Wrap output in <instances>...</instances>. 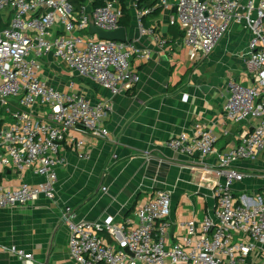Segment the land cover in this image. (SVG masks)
Segmentation results:
<instances>
[{"label":"built area","instance_id":"built-area-1","mask_svg":"<svg viewBox=\"0 0 264 264\" xmlns=\"http://www.w3.org/2000/svg\"><path fill=\"white\" fill-rule=\"evenodd\" d=\"M98 1L80 5L75 0H0V12L12 15L9 24L0 27V111L4 108L12 118L0 127V172L31 170L44 177L37 184L22 182L15 187L0 180V208L22 206L41 195L54 199L57 168L65 162L59 156L62 142L82 150L85 142L74 132L96 139L110 134L105 120L111 103L94 104L84 95L48 84L41 76L45 57L53 55L70 71L101 84L113 95L140 80L131 61L147 58L148 50L129 39H101L89 32L92 25L106 31L121 26V4L103 0V6H95ZM134 7L140 32L153 34L143 19L155 7L139 9L136 3ZM235 22L252 33L247 66L255 85L229 80L224 114L236 123H249L251 130L225 151L216 149L218 135L200 121L168 141L175 151L190 157L199 154L202 171L213 175L217 200L213 213L200 222H183L182 233H176L173 241L171 193L166 189H156L138 207L135 219L122 222L113 217L76 222L67 207L63 219L70 232L69 253L77 264H264V186L256 194L240 193L234 187L255 177L264 180V0H177L170 19L171 25L184 31L185 44L204 57ZM209 155H216L215 164L204 161ZM258 158L263 162L261 169L238 166ZM0 248L20 260L34 261L32 253L16 245Z\"/></svg>","mask_w":264,"mask_h":264},{"label":"crops","instance_id":"crops-1","mask_svg":"<svg viewBox=\"0 0 264 264\" xmlns=\"http://www.w3.org/2000/svg\"><path fill=\"white\" fill-rule=\"evenodd\" d=\"M176 1L160 0L157 7H162L161 13L143 19L144 25L154 30L150 34L140 32L135 2L127 0L133 16L130 27H125L127 39L148 50L149 55L132 59L131 67L140 80L123 93L113 95L101 84L70 71L53 55L44 58L41 76L48 84L84 95L94 104L102 100L111 103L112 111L105 120L110 134L96 139L74 132L85 142L82 150L62 142L59 156L65 162L57 168L54 199L41 195L22 206L0 208V246L16 245L34 255L33 263H28L0 248V264H77L69 253L70 232L63 219L67 207L76 222L108 217L122 222L135 219L138 207L156 189H166L172 202L169 221L176 226L173 241L176 233H182L183 222H200L213 213L217 201L213 175L202 171L199 154L190 157L175 151L168 141L200 121L218 135L216 149L225 151L237 144L243 132L251 130L249 123L228 119L224 105L229 80L255 85L247 66L252 33L235 22L215 50L204 57L185 44L180 27L172 28L170 19L176 13ZM11 18L9 11L0 12V27L9 24ZM11 120L3 108L0 127ZM204 161L215 164L217 157L209 155ZM238 166L243 170L261 169L263 162L261 158L244 160ZM0 180L15 187L22 182L37 184L44 177L31 170L20 174L6 169L0 172ZM262 186L264 180L258 177L234 185L237 192L252 194ZM101 234L108 238L106 232Z\"/></svg>","mask_w":264,"mask_h":264},{"label":"trees","instance_id":"trees-1","mask_svg":"<svg viewBox=\"0 0 264 264\" xmlns=\"http://www.w3.org/2000/svg\"><path fill=\"white\" fill-rule=\"evenodd\" d=\"M77 2V4H84L87 0H75ZM118 2L121 3L122 7H123V12H124V15L123 17L121 18L120 20V24L126 28H129L131 23H132V12L131 10L127 7V0H117ZM139 9H144V8H148V7H155L154 10L149 13L148 15H146L144 17V19H146L147 17H156L158 16L161 11H162V7L158 6L157 7V3L160 1V0H133ZM104 3H103V0H99L98 3H96L95 6H103ZM172 28L176 29L178 28L179 29V26H176V25H172ZM180 37L184 35V32L183 31H180ZM176 36V34H175Z\"/></svg>","mask_w":264,"mask_h":264},{"label":"water","instance_id":"water-1","mask_svg":"<svg viewBox=\"0 0 264 264\" xmlns=\"http://www.w3.org/2000/svg\"><path fill=\"white\" fill-rule=\"evenodd\" d=\"M89 32L92 34H98V36L101 39L119 40V41H125L127 39L126 29L123 26H120L116 30L106 31V30H102V29L97 28L96 26L92 25L89 28ZM175 229H176V226L173 225L172 234H173Z\"/></svg>","mask_w":264,"mask_h":264}]
</instances>
